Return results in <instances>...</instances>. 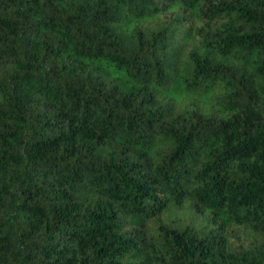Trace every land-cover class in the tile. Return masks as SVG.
Listing matches in <instances>:
<instances>
[{
	"label": "trees",
	"instance_id": "16d2710c",
	"mask_svg": "<svg viewBox=\"0 0 264 264\" xmlns=\"http://www.w3.org/2000/svg\"><path fill=\"white\" fill-rule=\"evenodd\" d=\"M0 264H264V0H0Z\"/></svg>",
	"mask_w": 264,
	"mask_h": 264
}]
</instances>
